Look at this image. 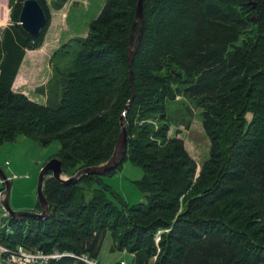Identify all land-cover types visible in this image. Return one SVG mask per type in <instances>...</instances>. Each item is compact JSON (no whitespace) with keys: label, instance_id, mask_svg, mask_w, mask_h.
<instances>
[{"label":"trees","instance_id":"1","mask_svg":"<svg viewBox=\"0 0 264 264\" xmlns=\"http://www.w3.org/2000/svg\"><path fill=\"white\" fill-rule=\"evenodd\" d=\"M22 1L7 0L9 24L0 29V144L17 134L40 145L55 140L45 161L56 157L69 176L109 158L124 112L126 149L103 175L63 184L47 173L49 215L0 217V244L95 257L108 232L109 249L131 254L129 264L264 263V0H140L128 103L137 0H104L84 36L51 52L44 103L11 88L25 50L41 45L49 22L46 0H35L45 24L34 37L23 31ZM175 96L200 109L209 144L197 171L179 131L168 135L167 102ZM125 158L141 168L134 183L145 202L108 197L102 177ZM46 264L81 262L63 256Z\"/></svg>","mask_w":264,"mask_h":264},{"label":"rangeland","instance_id":"2","mask_svg":"<svg viewBox=\"0 0 264 264\" xmlns=\"http://www.w3.org/2000/svg\"><path fill=\"white\" fill-rule=\"evenodd\" d=\"M103 3L104 0H77L70 9H67L68 16L65 26H54L50 29V34L46 40L47 45L52 40L54 41L53 45L56 44L57 46L67 41L69 36H84L88 22L97 16ZM67 35L69 36L64 38ZM57 40L58 43H56ZM46 50H50V45ZM45 56L41 55V52L39 53V56L31 63V72L27 76L37 71L40 74L37 75L36 81H42L45 75L47 78V72L50 73V66L48 60L47 62L44 61ZM28 64L30 66L29 60ZM42 87L44 88V86L35 88V91L40 90L46 93L44 89H41ZM36 92L28 90V94L33 99L32 101L44 103L41 96H38ZM50 93L51 91H47L46 94L50 95ZM50 100L51 98L49 102ZM186 108L189 110V114L185 112ZM199 111V107H196L193 102L181 96H175L174 100L167 102V116L170 121L168 135L172 136L176 131H179L178 135L183 140L188 154L193 158L196 168L207 157L209 144L201 127ZM186 121H188L187 125ZM57 148L58 145L55 140H51L45 145H40L34 139L23 134H17L13 141H6L0 144V169L4 172L5 176L15 175L11 181H8V202L12 209L20 204H33L34 206L36 202L35 184L38 170L46 162L45 159L50 157ZM4 161L7 164H4ZM141 174V168L125 158L121 162L120 167L112 175L102 177L103 183L108 185V188L113 192L112 194H108V197L116 202L120 199L129 205L145 202L143 193L139 191L134 183V181L141 177ZM14 210L27 211L22 209ZM110 244L109 233L105 232L96 255L97 259L107 264H120L119 260H122L125 264H129L131 255L122 250H110Z\"/></svg>","mask_w":264,"mask_h":264},{"label":"water","instance_id":"3","mask_svg":"<svg viewBox=\"0 0 264 264\" xmlns=\"http://www.w3.org/2000/svg\"><path fill=\"white\" fill-rule=\"evenodd\" d=\"M140 2H141L140 0H137L135 14H134V21H137L139 26L138 33L134 42H132L130 39L127 48V66L129 72L128 81L131 89V95L127 100V103L133 97L130 62L140 34V24H141ZM18 23L22 28V30L32 37L37 36V34L40 32L41 28L45 24V15L42 8L35 0L22 1L18 13ZM123 114L124 112L121 113V117L119 119V125H120L119 132L112 153L109 156V158H107L104 162H101L96 165L81 167L78 170H76L72 175L69 176H65L62 174L60 161L56 157H51L44 164H42V166L38 170L36 177V184H35V197L39 205L38 211H31V210L18 211L11 208L8 202L9 182L4 172L0 169V179L3 180V189L0 192V207L5 212V214L12 219H23L26 217H34L40 220L45 219L50 212V209H48V202L46 201L42 191L43 178L47 173H50V176L60 183L73 184L82 174L103 175L108 170L114 168L118 164L122 156L125 154V149H126V132H125Z\"/></svg>","mask_w":264,"mask_h":264},{"label":"crops","instance_id":"4","mask_svg":"<svg viewBox=\"0 0 264 264\" xmlns=\"http://www.w3.org/2000/svg\"><path fill=\"white\" fill-rule=\"evenodd\" d=\"M51 1L52 0H46V3H47L48 8H49V22H48L47 27L45 29L42 43L36 49H31V50H26L25 51V53L23 55V58L21 60V63L19 65V67H18L17 73L15 74L14 80H13V82L11 84V88H12L13 91L20 92V93L26 95L30 100H33V99L28 94V90L29 91L32 90L33 92H36L35 88H37V87L39 88V87L43 86L45 84L46 80L48 79L49 75H50V73L47 72L48 73L47 74V78L45 77L46 76L45 75L42 81H36L37 75L40 74V73H37V71L32 72V73L29 74V76H27L28 73L31 72V63L39 56L40 52H41V55L42 54L46 55L45 56L46 58H44V61L47 62L51 52L57 46L60 45V44H58L57 46H56V44L53 45V42H54L53 40L47 45L46 40L48 39V35L50 34V29L52 27H54V26H63V27L65 26V21H66V18L68 16V10L67 9H70V7L73 4H75V2L77 0H65V2L62 4V6L60 8H58V9L51 8V6H50V2ZM8 11L9 10H8V7H7V0H1L0 1V29L3 26L9 24ZM70 32H72V31H70ZM72 35L74 36V34H72ZM68 36L69 35L65 36L64 38H67ZM70 37L71 36H69V38ZM56 43H58V40L56 41ZM49 45H50V50H46V48ZM28 60L30 62V66L28 64ZM36 93L38 94V96H41V98L45 102L46 93L45 92H41L40 90H38ZM198 167H199V165H198ZM35 203H34V206H33V204L32 205L20 204L18 206H15L14 209L35 210L36 209ZM131 257H132V255H131ZM118 262L120 264L121 263L125 264V262H123L122 260H119ZM260 264H264V263H260Z\"/></svg>","mask_w":264,"mask_h":264},{"label":"built area","instance_id":"5","mask_svg":"<svg viewBox=\"0 0 264 264\" xmlns=\"http://www.w3.org/2000/svg\"><path fill=\"white\" fill-rule=\"evenodd\" d=\"M14 177L15 175L11 174L8 179ZM4 215V212L0 208V217ZM157 239L158 232L154 237L155 241H157ZM0 256H2L4 264H46L51 259L56 260L63 256L73 257L81 262V264H107L98 260L96 257L88 256L86 253L73 254L71 252L57 250L43 252L42 250L35 248L26 249L20 245L10 249L0 244Z\"/></svg>","mask_w":264,"mask_h":264}]
</instances>
